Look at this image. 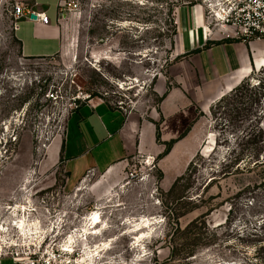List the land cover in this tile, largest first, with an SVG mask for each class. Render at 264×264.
I'll return each instance as SVG.
<instances>
[{
    "label": "rangeland",
    "instance_id": "obj_1",
    "mask_svg": "<svg viewBox=\"0 0 264 264\" xmlns=\"http://www.w3.org/2000/svg\"><path fill=\"white\" fill-rule=\"evenodd\" d=\"M36 1L51 2L49 18L58 9L55 0ZM171 1L62 0L63 52L29 59L11 13L34 0H0V151L8 150L0 159V206L18 195L23 211L6 215L4 227L23 220L27 232L0 235L20 252L43 244L64 264H264V165L253 167L264 158V89L246 87L197 119H170L166 131L175 139L190 131L164 169L157 158L132 156L114 172L90 170L68 184L53 158L68 116L91 96L126 112L157 107V79L179 62L173 27L187 12L201 9L212 33L234 40L254 7V0H186L193 5L175 9L172 22ZM236 157L251 169L235 172ZM94 212L101 223L93 230Z\"/></svg>",
    "mask_w": 264,
    "mask_h": 264
},
{
    "label": "crops",
    "instance_id": "obj_2",
    "mask_svg": "<svg viewBox=\"0 0 264 264\" xmlns=\"http://www.w3.org/2000/svg\"><path fill=\"white\" fill-rule=\"evenodd\" d=\"M61 1L55 0L58 9L49 24L26 18L18 23L15 37L24 58H51L63 52ZM50 4L34 0L33 8L49 17ZM209 28L201 9L187 12V18L178 21L175 51L183 57L169 68L168 77L157 79V96L166 94L168 82L171 89L149 113L125 112L103 99H89L70 113L62 137L53 143V158L64 165L68 184L90 170L114 172L132 156L156 160L165 146L157 142L155 123L160 122L162 142L177 138L174 132L166 131L170 119H197L199 113L209 114L221 98L264 67V39L231 40L218 31L210 36ZM185 141L178 142L160 161L161 168ZM183 152L187 162V146L184 150L183 145Z\"/></svg>",
    "mask_w": 264,
    "mask_h": 264
},
{
    "label": "built area",
    "instance_id": "obj_3",
    "mask_svg": "<svg viewBox=\"0 0 264 264\" xmlns=\"http://www.w3.org/2000/svg\"><path fill=\"white\" fill-rule=\"evenodd\" d=\"M72 7V4L69 5ZM242 4L238 5V8H241ZM253 10L250 13L248 19L244 22L239 24V37L244 40H253V39H261L264 37V0H254L253 1ZM36 7V6H35ZM61 4L59 6V20L61 21L62 14L60 10ZM237 8V9H238ZM12 17L15 20V30L17 29L18 23L26 18L31 19V16H35L36 19L42 24H49L50 19L47 14L43 11H36L33 7L32 8H23L19 5L13 7L12 9ZM212 31L209 29L208 35L211 36ZM89 100V99H88ZM117 107L119 109L125 111L123 104L118 103ZM77 108V106H76ZM126 112V111H125ZM3 138V137H2ZM13 137V142L16 141V138ZM8 150H4V152L0 151V159L3 155L7 154ZM2 166L0 165V175L2 174ZM18 194V193H17ZM23 202L29 203V200L32 201L31 196L22 197ZM18 201V195L12 198L11 202L4 207L0 206V234L14 233V230L20 231V229L14 224L15 222L12 221V225L10 227H4L5 220L9 219L10 216H13L16 202ZM30 204V203H29ZM22 210V209H21ZM8 215L9 217H7ZM4 230H1L3 229ZM21 232V231H20ZM43 245V244H42ZM39 246L36 244L28 245L24 249V253L20 252L17 248L18 244L14 242H6L0 235V264H3L4 259H11L14 264H64V258L54 251V249L50 250L49 247L42 248L43 246ZM63 259V260H62Z\"/></svg>",
    "mask_w": 264,
    "mask_h": 264
},
{
    "label": "trees",
    "instance_id": "obj_4",
    "mask_svg": "<svg viewBox=\"0 0 264 264\" xmlns=\"http://www.w3.org/2000/svg\"><path fill=\"white\" fill-rule=\"evenodd\" d=\"M186 0H172L171 1V3H169L168 4V9H169V15H172V22H175V17L173 16V14H174V11H175V9H177V8H181V7H183V6H191V5H193V3H191L190 5H187V4H185L184 2H185ZM174 30L172 31L173 32V36H176L177 35V32H178V27H177V24L175 23V25H174ZM171 43H172V45H173V40H171ZM20 44V43H19ZM20 46H21V44H20ZM182 57L183 56H178L176 59H175V61H180L181 59H182ZM256 72L257 71H254L249 77H247V78H245L236 88H234L229 94H227L226 96H224L223 98H221L218 102H217V104L216 105H219V104H221V103H223V102H225L226 100H228V99H230V98H232L233 96H235V95H237V93H240L244 88H246V87H248L249 89H252V92L253 91H258V90H261V89H264V81H263V77H264V67H262V69L260 70V73H261V76L259 77L258 76V79L256 78V80H255V78H253L254 76H256ZM157 77L158 76H155L154 78L155 79H157ZM165 77H168V74H165ZM252 81H254V82H252ZM255 81H256V83H255ZM170 89H171V85H170V83L168 82V85H167V92H166V94L165 95H163L162 97H159V96H157V98H158V101H157V107L160 105V103L165 99V97H166V95L168 94V92L170 91ZM94 97H96V95L95 96H91L90 97V99H92V98H94ZM105 100V99H104ZM107 101V100H106ZM108 102V101H107ZM253 103L256 105V104H258V103H261V99H259V98H257V96H254V98H253ZM113 106V105H112ZM113 107H115V108H119V107H117V105L116 106H113ZM213 109V108H212ZM163 119H161L160 121H162ZM155 126H156V136H157V142H158V144H161V145H164L165 146V149H164V151L157 157V160H162V159H164L170 152H171V150H172V148H173V146L178 142V141H180L181 139H183L188 133H189V131H190V128H187L186 130H185V132L178 138V139H173V140H171V141H169V142H162L161 141V131H160V122H157V123H155ZM198 157V155L196 156V158ZM231 160V159H230ZM193 163H194V161L190 164V166L188 167V169H187V171H186V173L183 175V176H181V177H179V178H177L176 179V181H175V183L173 184V186H172V188H171V190L169 191V195H172L174 192H175V190H176V188L178 187V185H179V183L181 182V181H183L185 178H186V175L188 174V172H189V170H190V168L193 166ZM232 163L234 164V169H235V172H239V170L241 171V170H244V169H246L248 166H249V163H248V161H246V159H243V158H239V157H236V158H234V161H232ZM242 164H245L244 166H242ZM261 165H264V158H263V160H262V162H258L257 161V163L256 164H254V168L255 167H259V166H261ZM249 168V167H248ZM251 168H249V170H250ZM248 170V169H247ZM228 174L229 173H224V176H228ZM163 177V175H161V178ZM185 196L184 195H181L180 197H179V200H182L183 198H184ZM262 223V224H261ZM197 224H198V222L196 221V222H194V223H192V224H190L189 225V227L187 228V229H189V228H191L190 226H192V227H194V226H197ZM258 225H261L262 227H264V221H262V222H259V224ZM252 236L254 235V234H251ZM256 235V234H255Z\"/></svg>",
    "mask_w": 264,
    "mask_h": 264
},
{
    "label": "bare ground",
    "instance_id": "obj_5",
    "mask_svg": "<svg viewBox=\"0 0 264 264\" xmlns=\"http://www.w3.org/2000/svg\"><path fill=\"white\" fill-rule=\"evenodd\" d=\"M23 208H24V207H21L20 209H17V210H20V211H21V209H22V211H23ZM17 210H16V207H15V211H14L13 216H15V213H16ZM88 221H89L90 225L93 226V227H91V228H92L93 230L96 229V228L98 227V225L101 223V217H100V214L97 213V212L91 213V214L89 215V219H88ZM14 222H15L14 224H15L18 228H20V230L22 231L23 235H27V234H26L27 232L24 231V230H25V227H24L25 223H24V221H23V220H20V222H17V221H14ZM91 228H90V229H91ZM90 229L85 230V233H87ZM1 230H4V228L1 229ZM36 230H37V228H36ZM29 233H30V232H29ZM31 233H32V232H31ZM87 234H88V233H87ZM71 240H72V238H71Z\"/></svg>",
    "mask_w": 264,
    "mask_h": 264
},
{
    "label": "water",
    "instance_id": "obj_6",
    "mask_svg": "<svg viewBox=\"0 0 264 264\" xmlns=\"http://www.w3.org/2000/svg\"><path fill=\"white\" fill-rule=\"evenodd\" d=\"M31 19H32V20H35V19H36V17H35V16H31Z\"/></svg>",
    "mask_w": 264,
    "mask_h": 264
}]
</instances>
